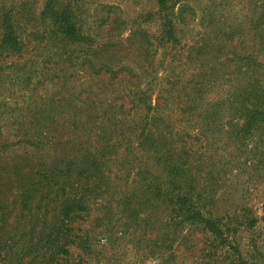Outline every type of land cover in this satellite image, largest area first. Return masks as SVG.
I'll list each match as a JSON object with an SVG mask.
<instances>
[{
    "label": "trees",
    "instance_id": "16d2710c",
    "mask_svg": "<svg viewBox=\"0 0 264 264\" xmlns=\"http://www.w3.org/2000/svg\"><path fill=\"white\" fill-rule=\"evenodd\" d=\"M155 5L158 33H129L124 41L132 60L126 52L111 60L102 53L115 47L117 25L104 42L98 32L105 19L90 17L96 27L84 30L86 10L71 0H47L43 31L26 35L46 43L42 54L0 69L7 91L1 107L11 117L34 110V120L24 133L11 131L15 140L0 147L34 150L40 158L35 175L61 193L67 222L108 195L130 223L154 232L156 264H176L178 249L181 255L196 252L198 264H256L260 256L246 259L232 237L257 218L245 208L229 213L226 199L231 186L248 191L259 171L264 176V0H247L233 21L214 18L208 7L197 15L193 0ZM179 27L186 29L184 43ZM21 35L6 21V51L18 53ZM159 50L170 59L154 67ZM78 71L90 80L104 76L103 87L81 89ZM60 115L71 154L48 165L42 153ZM9 126L18 127L16 117ZM73 244L85 243L76 237Z\"/></svg>",
    "mask_w": 264,
    "mask_h": 264
},
{
    "label": "rangeland",
    "instance_id": "374dc122",
    "mask_svg": "<svg viewBox=\"0 0 264 264\" xmlns=\"http://www.w3.org/2000/svg\"><path fill=\"white\" fill-rule=\"evenodd\" d=\"M46 1L0 0V69L6 68V65L10 63L21 65L35 60V55L42 54V48L46 43H40L26 35L31 30L43 31L44 24L41 23L40 13ZM52 1L61 4L70 0ZM71 1L82 10H86L81 15L85 20L84 30H87V27H96L94 22L91 23L90 17L94 20L97 17L106 20L105 25L100 29L102 31L98 32L104 42L107 41L105 37L108 33L110 34L112 26L117 25L119 29L111 33L119 34L117 39H111V42H114L112 44H116L115 47L102 53L103 57L109 56L111 60H119L125 52L123 56L126 55L132 60L128 50L129 44L124 41L129 33H136L137 29L148 36L158 33L159 20L151 15L156 10L155 0ZM246 2L247 0H193L197 15L198 9L208 7L214 18H224L228 21L236 20L244 14ZM108 6H112V9H107ZM199 16L202 17V15ZM6 21L19 36L22 33L23 43L18 47L20 48L18 53L6 51L4 44ZM120 21L123 23L121 24ZM177 36L180 43L186 42L184 39L187 38L186 29L179 27ZM135 38L136 41L143 40L139 34H135ZM154 46L155 43L152 47ZM71 47L79 50L78 47ZM117 49L119 53H115ZM169 59L164 57L160 50L152 58L154 67L159 66L162 60L168 62ZM148 60L152 61L151 58ZM77 73L84 77L80 71ZM2 78L5 77L0 75V79ZM100 78L104 76L100 75L98 79L92 80L86 76L80 88L87 91L103 87ZM2 81L0 80V104L1 101L6 100L7 95L6 83ZM114 87L117 86L114 85ZM1 89L5 90L1 91ZM10 113L18 121V127L12 130L9 126L12 117L8 115L6 108L0 105V116L3 117L0 119V143L15 140L11 131L19 129L21 133L26 132L24 128L34 120L35 112L22 110L19 113L16 111ZM54 124L53 131L50 133L52 139L42 153L47 158L48 165L61 157H66L65 160H67L71 154V146L67 144L70 134L65 117L57 116ZM34 153L32 148L23 144L0 147V264H156L153 261L155 253L150 244L154 232L130 223L126 214L109 199L108 195L99 203L92 202L88 211L77 212L71 222L62 218L61 193L56 190V187L45 183L40 184L33 167L35 163H39L40 158H37L38 156ZM41 161L44 163L43 160ZM126 189L128 188L121 187L119 192ZM113 194L115 193L111 192L110 198ZM229 198V200L226 199L227 205L231 204L229 213L234 211L238 214V208H245L252 211L257 218L253 226L236 229L233 240L246 259L249 260L251 257L258 259L260 256L256 264H264V176L262 170L256 174L253 188L245 191L243 186L235 192L231 186ZM223 205L222 203L221 206ZM133 206L135 207L136 203ZM100 217L101 219L98 220ZM124 224L127 226L124 227ZM72 227L77 228L78 231L75 232ZM76 237L87 245L86 249L85 244H73ZM178 251L176 264L200 262L196 252H192L191 255H181V249ZM151 254H153L152 257ZM194 256L197 258L194 259ZM206 260L207 258L204 261ZM205 264L212 263L208 259Z\"/></svg>",
    "mask_w": 264,
    "mask_h": 264
}]
</instances>
